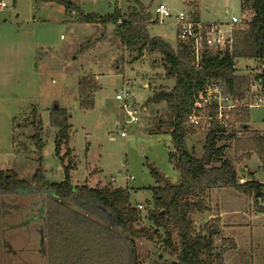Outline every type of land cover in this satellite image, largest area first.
I'll use <instances>...</instances> for the list:
<instances>
[{
    "label": "rangeland",
    "instance_id": "rangeland-1",
    "mask_svg": "<svg viewBox=\"0 0 264 264\" xmlns=\"http://www.w3.org/2000/svg\"><path fill=\"white\" fill-rule=\"evenodd\" d=\"M6 1L8 7L0 15V170H11L27 181H32L39 169H43L49 182L64 179V163L55 154L57 128L49 122L51 110L58 105L70 114V158L76 166L71 171L72 182L128 188L132 204L143 206L139 209L140 225L153 230L146 219L148 209L153 207V194L148 187L166 182L178 184L181 176L169 160L174 145L165 125L169 116L166 104L148 103L155 90L174 83L165 77L161 54L145 52L135 60L137 54L122 45L115 25L78 22L67 16L59 3ZM75 1L84 13L99 15L113 12L116 6L127 14L135 5L134 0ZM140 2L152 9L156 21L148 25L150 35L162 37L173 47L178 42L175 22L180 11L194 17L195 7L202 22L224 24L231 23L232 16L243 20L251 14L249 10L244 12L242 0ZM157 5L164 7L163 14L154 12ZM236 65L240 74L261 73L259 62L254 59L241 58ZM84 76L95 77L100 86L94 95V107L89 109H81L79 103L78 81ZM123 88L132 92V101L140 108V121L136 124L125 123L122 102L116 99ZM34 115L42 121L41 148L33 139ZM250 118L253 131L264 132V106L250 108ZM121 129L126 137L120 135ZM205 138L206 134L199 131L187 138L188 147L197 157L203 153ZM219 145H225V157L234 163L239 183L241 177L252 178L251 172L264 179L256 153L249 158L237 154L233 141ZM66 149L63 147L62 154ZM152 169L162 177L160 181ZM216 193V198L206 196L209 212L218 210V204L226 211H240L226 219L240 226L223 231L225 237L233 236L238 243L237 249L224 253L223 264H264V196L260 192L245 196L232 187L216 188ZM39 195L0 193V203L16 204L22 210L26 205L33 206L35 200L44 198L45 202V194ZM26 211L23 216L18 212L2 216L0 208V264H48L47 256L39 252V223L24 224L25 218L30 217ZM209 212L191 215L196 231L219 223L218 218H209ZM221 238H215L217 248L222 244ZM137 242L144 264H171L176 259L175 253L166 248L163 233L153 240L143 238Z\"/></svg>",
    "mask_w": 264,
    "mask_h": 264
},
{
    "label": "trees",
    "instance_id": "trees-1",
    "mask_svg": "<svg viewBox=\"0 0 264 264\" xmlns=\"http://www.w3.org/2000/svg\"><path fill=\"white\" fill-rule=\"evenodd\" d=\"M52 1L64 6L66 15L78 22L115 25L122 45L136 53L135 60L145 52H158L162 56L166 79L173 80L171 87L155 90L148 103H165L169 116L165 121L172 137L174 150L170 162L180 170L178 184L166 182L150 186L153 207L148 209L146 219L152 227L142 226V214L131 202V191L125 187H90L86 183L74 184L71 171L76 167L70 158L69 147L71 126L67 109L53 108L49 114L50 126L57 128L55 154L64 163L65 177L60 182H49L39 169L32 181L19 178L13 171L0 170V193L19 194L23 189L37 190L45 194V228L48 264H144L139 252L138 239H149L164 234V243L175 261L171 264H223V255L236 248L233 239L223 238L219 248L215 237L220 224L205 225L195 230L191 215L207 211L205 200L208 191L217 186L235 188L245 194L261 193L264 184L254 178L239 183L234 163L225 157L222 141H233L237 154L249 158L256 153L264 169V133L249 130L250 108L234 109L230 117L229 133L223 129L212 130L206 135L201 157L190 150L187 138L198 132L187 126V117L192 110L194 94L203 89L211 80H220L226 91L236 98L248 95L253 80L252 74L237 73L238 59L264 58V0H242V8L254 15L244 18L246 25L235 28L231 50H209L204 56L200 69H196L189 45L177 42L173 47L159 36H152L148 25L155 23L150 7L134 0L130 13H123L116 6L107 15L84 13L75 0ZM194 18L199 20L194 7ZM100 86L95 77L84 76L78 81L81 109L94 107V95ZM173 88V93L165 90ZM35 134L33 139L42 147V121L34 115ZM241 130V131H240ZM63 147L66 152L62 154ZM65 161L67 163L65 164ZM160 181L162 177L152 169ZM253 172H251V175ZM230 245V246H229Z\"/></svg>",
    "mask_w": 264,
    "mask_h": 264
},
{
    "label": "built area",
    "instance_id": "built-area-1",
    "mask_svg": "<svg viewBox=\"0 0 264 264\" xmlns=\"http://www.w3.org/2000/svg\"><path fill=\"white\" fill-rule=\"evenodd\" d=\"M7 7V1L0 0V15ZM150 12L152 13L151 10ZM154 12L161 15L164 12V7L157 5ZM245 25L244 20L236 16H232L231 23L228 24L220 22L204 23L200 19L196 20L186 11H180L175 22L178 41L191 47L194 65L197 70L201 68L207 51L224 52L231 50L234 29L237 27L243 28ZM259 67L261 73L258 74L256 71L251 73L253 77L251 88L246 98L243 99L229 94L222 81H209L203 89L194 94L192 110L187 117V126L193 127L199 132H204L206 135L212 130L217 131L219 129H223L225 134H228L229 121L234 109L264 106V58L259 61ZM116 99L122 102L125 123H138L140 121V108L132 101V92L129 89H120L116 94ZM120 135L126 137L127 133L121 129ZM240 182L245 183V179L240 178ZM142 207L141 204H138L139 209Z\"/></svg>",
    "mask_w": 264,
    "mask_h": 264
},
{
    "label": "flooded vegetation",
    "instance_id": "flooded-vegetation-1",
    "mask_svg": "<svg viewBox=\"0 0 264 264\" xmlns=\"http://www.w3.org/2000/svg\"><path fill=\"white\" fill-rule=\"evenodd\" d=\"M23 191V190H22ZM20 191L19 194H24L26 195V197H30L31 195H39V193H43L44 192H38L37 190H31L29 192H22ZM19 194H9V195H19ZM25 197V196H24ZM33 202V201H32ZM34 205L36 206V208L34 207ZM0 208H1V212H2V216L6 215L7 213H17L20 215V216H23V212L27 209L28 211L27 214L29 213V218H25V221H24V224H30V223H33V224H36L37 225V222L39 223V228H38V234L39 236L41 237V234H44V228H45V224H44V221H45V202H44V198L40 199V201H37L35 200V203L28 206L26 205L25 206V209H22L20 208V206L18 207V205L16 204H10V203H6V202H2L0 203ZM8 208V209H6ZM5 218V217H4ZM4 222H5V219H4ZM4 230V228H3ZM39 252L41 254H44L45 256H47V254L45 252L47 251H44L42 252V248H39ZM46 258V257H45Z\"/></svg>",
    "mask_w": 264,
    "mask_h": 264
},
{
    "label": "crops",
    "instance_id": "crops-1",
    "mask_svg": "<svg viewBox=\"0 0 264 264\" xmlns=\"http://www.w3.org/2000/svg\"><path fill=\"white\" fill-rule=\"evenodd\" d=\"M140 1V0H139ZM152 11V9H149V11ZM66 12V11H65ZM254 15V13H251L250 14V17L249 18H251L252 16ZM200 19V18H199ZM204 23H215V22H204ZM249 130H253L251 127H250V123H249ZM256 131V130H255ZM259 131H261L262 132V130H259ZM262 133H264V132H262ZM230 141H232V140H230ZM76 168V167H75ZM74 168V169H75ZM238 175H239V173H238ZM241 178H243V177H241ZM252 178H254L256 181H258V182H260V183H262V184H264V179H261L260 177H256V175L253 173L252 174ZM251 177H247V179L246 180H251L252 179ZM245 180V181H246ZM219 187H227V186H217V187H213V188H211L209 191H208V195H210V199L211 198H216V196H214V195H218L217 193H216V188H219ZM239 191V190H238ZM241 192V191H240ZM243 193V192H242ZM244 195L246 196L247 194H245L244 193ZM218 210L216 209V211H215V209H213L211 212H209L210 210H208V211H206V212H209V213H211V215H209V218L211 219V218H218V221H219V223H220V229H219V234L217 235V236H221L222 238H221V241L223 240V238H230V239H233L234 240V242H235V244H236V248H233V249H237L238 248V243H237V241H236V239H235V237H233V236H227V237H225L224 236V233H223V231H224V229H226V228H229V229H231V228H233V227H237V226H240L237 222H230V221H227L226 219H229V218H227V217H229L230 215L232 216H234V215H236L237 213H239L240 211L238 210V209H236V210H230V211H226V210H224V209H221L220 208V205L218 204ZM263 214V213H262ZM223 235V236H222ZM216 236V237H217ZM215 237V238H216ZM40 245H41V241H40ZM42 248V247H41ZM228 251V250H227ZM226 251V252H227ZM42 252H44L43 251V249H42ZM226 252H225V254H226ZM224 254V255H225ZM224 255H223V263H225V261H224Z\"/></svg>",
    "mask_w": 264,
    "mask_h": 264
},
{
    "label": "water",
    "instance_id": "water-1",
    "mask_svg": "<svg viewBox=\"0 0 264 264\" xmlns=\"http://www.w3.org/2000/svg\"><path fill=\"white\" fill-rule=\"evenodd\" d=\"M165 91H167L168 93H173L174 89L171 88V89L165 90ZM58 107H59L58 105H55L54 108H58ZM40 241H41V247H42L43 251H46V241H45V235L44 234H41Z\"/></svg>",
    "mask_w": 264,
    "mask_h": 264
}]
</instances>
